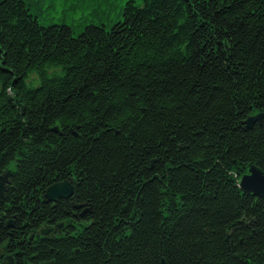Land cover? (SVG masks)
I'll use <instances>...</instances> for the list:
<instances>
[{
	"label": "trees",
	"instance_id": "trees-1",
	"mask_svg": "<svg viewBox=\"0 0 264 264\" xmlns=\"http://www.w3.org/2000/svg\"><path fill=\"white\" fill-rule=\"evenodd\" d=\"M52 1L0 0V246L17 264H264V197L238 187L264 172V0H128L107 23L98 0L80 32L46 21Z\"/></svg>",
	"mask_w": 264,
	"mask_h": 264
},
{
	"label": "water",
	"instance_id": "water-1",
	"mask_svg": "<svg viewBox=\"0 0 264 264\" xmlns=\"http://www.w3.org/2000/svg\"><path fill=\"white\" fill-rule=\"evenodd\" d=\"M252 117L253 120L248 121L250 125H253L257 119H261L263 114ZM238 186L243 192L264 197V172L259 167L252 165L249 169V172L241 177ZM0 187L3 189L2 183H0ZM75 193L74 185L70 181L66 180L50 185L46 189L44 198L46 202L56 201L61 198H70ZM45 233H47V231Z\"/></svg>",
	"mask_w": 264,
	"mask_h": 264
},
{
	"label": "rangeland",
	"instance_id": "rangeland-1",
	"mask_svg": "<svg viewBox=\"0 0 264 264\" xmlns=\"http://www.w3.org/2000/svg\"><path fill=\"white\" fill-rule=\"evenodd\" d=\"M91 3H93V0H86L81 4L75 0L70 1L67 4L59 0L54 4L55 8L52 9V12L48 10L44 11L43 17H45L48 22L54 19L56 23H63L64 21L72 23L76 21L75 30L76 32H80L84 28L85 23L80 22L79 20L89 15L92 8ZM103 12L106 15L103 20L104 22L114 18V10L112 8H103ZM94 22L100 24V19L95 18ZM111 25L112 24H109L108 27Z\"/></svg>",
	"mask_w": 264,
	"mask_h": 264
},
{
	"label": "flooded vegetation",
	"instance_id": "flooded-vegetation-1",
	"mask_svg": "<svg viewBox=\"0 0 264 264\" xmlns=\"http://www.w3.org/2000/svg\"><path fill=\"white\" fill-rule=\"evenodd\" d=\"M6 189H7V187H6ZM85 217V216H84ZM67 222L69 221V220H66ZM60 225H57V226H54V225H52V224H50V225H48L47 226V231H48V234L49 235H51L52 236V234L53 235H56V234H61V233H63L64 232V230H65V222H61V223H59ZM32 237L33 238H38V237H40L41 238V234H40V232H36V233H33L32 234ZM22 243H20V245H21ZM8 247H9V245L8 244H6ZM23 245V244H22ZM16 248H17V250L15 251V252H11L10 250H8V252L6 253V255H5V257H3V260L1 261V263H4V262H10L9 260H8V256L9 257H12L13 259H12V262H10V264H17V263H19V258L21 259V256H24V253H21V251H20V249L17 247V244H16ZM29 250H34V247H31V248H29ZM44 264H46V263H44Z\"/></svg>",
	"mask_w": 264,
	"mask_h": 264
},
{
	"label": "bare ground",
	"instance_id": "bare-ground-1",
	"mask_svg": "<svg viewBox=\"0 0 264 264\" xmlns=\"http://www.w3.org/2000/svg\"><path fill=\"white\" fill-rule=\"evenodd\" d=\"M250 120H253V117L250 115L248 118H247V122L250 121ZM260 121L263 120V117L261 119H259Z\"/></svg>",
	"mask_w": 264,
	"mask_h": 264
}]
</instances>
